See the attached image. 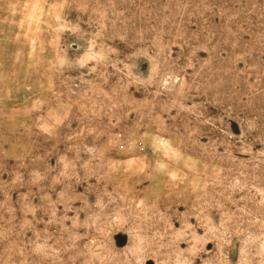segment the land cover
<instances>
[{"label":"rangeland","instance_id":"obj_1","mask_svg":"<svg viewBox=\"0 0 264 264\" xmlns=\"http://www.w3.org/2000/svg\"><path fill=\"white\" fill-rule=\"evenodd\" d=\"M0 264H264V0H0Z\"/></svg>","mask_w":264,"mask_h":264}]
</instances>
